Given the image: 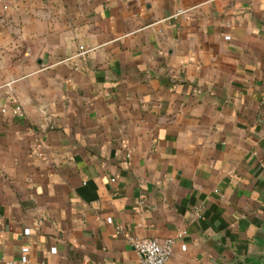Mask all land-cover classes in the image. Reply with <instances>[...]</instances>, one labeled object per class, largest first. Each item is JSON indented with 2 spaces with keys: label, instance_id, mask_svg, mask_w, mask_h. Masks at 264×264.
I'll return each instance as SVG.
<instances>
[{
  "label": "crops",
  "instance_id": "0c3cea01",
  "mask_svg": "<svg viewBox=\"0 0 264 264\" xmlns=\"http://www.w3.org/2000/svg\"><path fill=\"white\" fill-rule=\"evenodd\" d=\"M127 234L264 264V0H0V264Z\"/></svg>",
  "mask_w": 264,
  "mask_h": 264
},
{
  "label": "built area",
  "instance_id": "2783aa9c",
  "mask_svg": "<svg viewBox=\"0 0 264 264\" xmlns=\"http://www.w3.org/2000/svg\"><path fill=\"white\" fill-rule=\"evenodd\" d=\"M230 23H228L229 25ZM82 52L84 50L82 49ZM14 112L22 114L23 110L21 106H16ZM28 230V229H27ZM118 231H121L118 228ZM129 240L138 251L141 261L140 264H167L168 260L173 253L175 238H155V237H135L128 235ZM28 246L23 247V251L27 252ZM23 260L27 261L26 258Z\"/></svg>",
  "mask_w": 264,
  "mask_h": 264
}]
</instances>
